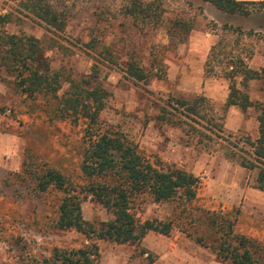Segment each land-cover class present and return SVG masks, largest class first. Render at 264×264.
<instances>
[{
  "label": "rangeland",
  "instance_id": "374dc122",
  "mask_svg": "<svg viewBox=\"0 0 264 264\" xmlns=\"http://www.w3.org/2000/svg\"><path fill=\"white\" fill-rule=\"evenodd\" d=\"M45 1L65 16L63 31L54 33L52 27L31 16L19 19V0H0V13L10 12L12 17L10 22L0 23V28L43 40L50 67L59 70L64 79L62 91L68 87L65 77L78 79L98 69L99 80L109 92L101 120L124 131L152 155L154 162L173 164L198 176L201 185L195 204L217 212L238 209L236 232L264 244V191L248 188L256 170L247 171L245 185L239 186L240 169L236 160L226 157V140L244 133L225 127L224 103L208 97L211 107L206 113L222 125L217 136L166 101L203 95L198 93L200 87L214 79L228 88V79L217 75L229 71V56L233 63L242 59L249 66L255 53H264V13L228 14L201 0H160L165 9L161 23L141 30L122 12L126 0ZM174 19L189 21L192 28L184 42L172 45L167 27ZM93 38L97 49L109 46L117 64L94 58L97 55L86 45ZM214 45L217 52H223L216 56L222 60L212 61L217 75L206 76L204 63ZM129 55L160 77L154 76L148 83L128 77L124 66ZM234 79L241 88L240 72ZM12 81L13 75L0 66V264H38L54 246L76 248L86 241L75 231L54 227L61 194L39 193L30 179H23L25 153L80 182L83 124L51 118L40 99L20 95ZM254 85L257 95L263 96L264 78L256 79ZM164 105L167 109L163 113ZM202 131L211 138L199 135ZM136 207L142 219L168 221L176 213L174 202L147 200ZM81 209L83 218L95 223L109 218L90 196L83 198ZM97 245L99 264H231L217 259L208 247L196 243L179 227L169 235L148 231L137 245L106 240H98Z\"/></svg>",
  "mask_w": 264,
  "mask_h": 264
},
{
  "label": "trees",
  "instance_id": "16d2710c",
  "mask_svg": "<svg viewBox=\"0 0 264 264\" xmlns=\"http://www.w3.org/2000/svg\"><path fill=\"white\" fill-rule=\"evenodd\" d=\"M210 2L216 9L228 14L250 15L264 13V0H201ZM122 12L142 30L155 27L162 21L165 9L160 0H126ZM34 17L53 28L54 33L65 29L66 18L61 11L45 0H19V19ZM12 20L11 13H0V23ZM192 26L189 21L174 19L167 27L169 43L184 42ZM238 30V29H237ZM240 31V30H238ZM97 56L95 59L117 64L109 46L98 44L94 38L86 43ZM211 47L204 63L206 76H216L212 61L218 54ZM225 59L227 58L226 53ZM97 57V58H96ZM226 61L229 71L222 76L229 81L228 95L223 108L236 105L241 110L254 106L257 111L258 136H240L228 141L226 157L236 160L249 170H256L251 186L264 191V103H253L247 92L251 79L264 78V67L254 70L242 59ZM0 66L13 75V88L24 97L40 99L51 118L83 124V150L79 164L80 182H76L59 169L46 162L36 161L25 153L22 163L23 179L32 181L39 193L60 192L56 207L54 227L59 231H75L86 243L76 248L54 246L51 254L42 257L38 264H99L97 241L137 245L148 231L169 235L179 227L196 243L208 247L217 259L231 264H264V244L244 233L236 232L239 210L227 212L209 211L195 204L201 182L198 176L176 166L159 164L152 155L141 149L124 131L101 120L100 114L109 92L99 80L94 69L86 77H65L68 87L62 91V74L50 67L45 56L43 40L24 32L7 33L0 28ZM96 67V65H94ZM124 70L137 82L148 83L154 76L148 68L139 64L133 56L127 58ZM237 72L241 74L239 88L235 83ZM170 100L174 102L171 103ZM167 99V105L184 117L214 135L222 131V125L212 120L206 110L211 101L204 95L192 98ZM167 107L164 105L161 112ZM164 118V114L161 115ZM211 138L202 131L199 135ZM90 196L109 214V218L95 223L83 218L81 203ZM150 200L155 203H175L176 213L168 221L158 218L142 219L136 205Z\"/></svg>",
  "mask_w": 264,
  "mask_h": 264
},
{
  "label": "crops",
  "instance_id": "0c3cea01",
  "mask_svg": "<svg viewBox=\"0 0 264 264\" xmlns=\"http://www.w3.org/2000/svg\"><path fill=\"white\" fill-rule=\"evenodd\" d=\"M239 1H260V0H239ZM260 66L264 67V53L255 55L250 59L249 67L254 70H258ZM203 68H201V71ZM215 82H204V87H200L198 93H202L204 96L210 97L215 101L225 103L228 95L227 86L221 81L214 79ZM255 80L251 79L248 84V95L249 100L253 103H264V95H257L255 89ZM262 89H260L261 91ZM254 106H249L246 110H241L236 105H230L227 107V114L225 117V127L231 129L232 131H236L238 133L243 132V136H249L252 140L256 139L258 136V121L256 118L257 113L254 112ZM253 113V114H252ZM232 134V133H231ZM238 163V162H237ZM238 169H240V179L239 186H244L247 171H251L245 167H242L240 164L237 165ZM231 183H233L231 181ZM251 189H257L252 186L248 187ZM263 191V190H261Z\"/></svg>",
  "mask_w": 264,
  "mask_h": 264
}]
</instances>
